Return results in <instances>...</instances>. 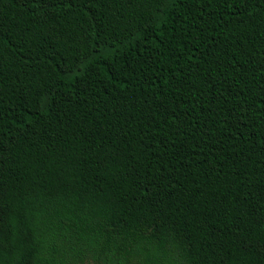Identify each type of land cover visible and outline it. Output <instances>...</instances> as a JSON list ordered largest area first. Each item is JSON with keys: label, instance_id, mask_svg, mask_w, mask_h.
I'll use <instances>...</instances> for the list:
<instances>
[{"label": "trees", "instance_id": "trees-1", "mask_svg": "<svg viewBox=\"0 0 264 264\" xmlns=\"http://www.w3.org/2000/svg\"><path fill=\"white\" fill-rule=\"evenodd\" d=\"M0 264H264V0H0Z\"/></svg>", "mask_w": 264, "mask_h": 264}]
</instances>
